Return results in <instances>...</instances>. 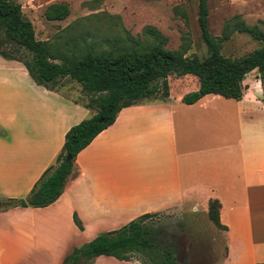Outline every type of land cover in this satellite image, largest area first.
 Masks as SVG:
<instances>
[{"label":"crops","instance_id":"0c3cea01","mask_svg":"<svg viewBox=\"0 0 264 264\" xmlns=\"http://www.w3.org/2000/svg\"><path fill=\"white\" fill-rule=\"evenodd\" d=\"M252 72L238 101L208 94L185 104L170 94L183 76H169L167 98L121 109L77 154L55 202L0 211V264H69L84 244L142 215L207 214L211 200L226 227L217 264L264 263V89ZM66 80L49 91L0 56V201L26 199L67 130L93 116L66 94ZM87 264L139 263L99 256Z\"/></svg>","mask_w":264,"mask_h":264},{"label":"trees","instance_id":"16d2710c","mask_svg":"<svg viewBox=\"0 0 264 264\" xmlns=\"http://www.w3.org/2000/svg\"><path fill=\"white\" fill-rule=\"evenodd\" d=\"M68 14L65 4H52L45 10L47 20L61 21ZM208 14L207 0H197L196 20L206 47V56L200 59L166 48L167 39L153 27L144 28L143 40L127 37L123 47L117 45L119 41H109L114 47L107 51L102 49L106 44L103 40L86 41L81 37H70L62 43L37 40L32 23L21 13L20 4L0 0V56L23 64L33 82L49 91H58L65 79L77 83L86 98L83 105L94 112L67 130L53 165L45 170L26 199L0 201V211L14 207L42 208L55 202L74 173L77 154L113 124L121 109L157 100L158 96L160 100L167 98L169 76L198 78L199 89L182 98L185 104L208 94L238 101L243 96L242 82L252 71H257L262 82L264 47L237 59L223 56L221 49L234 33L264 42L263 32L257 25L249 26L235 16L225 22L221 35L215 37L208 28ZM219 208V202L211 200L207 215L218 228L226 230L219 224ZM154 215H142L118 230L95 237L75 252L69 264H87L99 256L132 261L135 255L144 257L148 264H178L170 259V254H161V244L152 236L156 231L144 224L145 219ZM73 220L82 230L76 216Z\"/></svg>","mask_w":264,"mask_h":264},{"label":"rangeland","instance_id":"374dc122","mask_svg":"<svg viewBox=\"0 0 264 264\" xmlns=\"http://www.w3.org/2000/svg\"><path fill=\"white\" fill-rule=\"evenodd\" d=\"M16 2L21 6L23 17L32 20L38 38L46 36L48 39L44 41L51 43L66 42L70 37L96 42L103 40L106 44L102 45V49L107 51L114 47L109 41H119L117 45L123 47L127 37L143 40L144 28L153 27L167 39L166 48L184 52L186 57L202 59L206 56V47L200 38L196 20L197 0L56 1L54 4H65L69 9L68 16L61 21L47 20L45 17V10L53 4H50L51 0ZM207 5L208 28L212 36H220L225 22L235 16L249 26L257 25L264 34V0H248L242 6H234L230 0H207ZM262 47L264 42L243 33H234L223 42L221 53L230 59H237ZM254 75H258L257 71H253L251 77ZM179 80L182 81L179 87H172L170 91L172 96H186L198 91L200 84L197 77L185 75ZM64 86L63 89L68 91L66 94L80 102L86 101L78 84L67 79ZM262 87L264 89V78ZM160 99L158 96L157 100ZM144 222L156 231L152 236L155 235L153 238L161 244V254H170V259L175 263L217 264L224 255L223 230L211 222L207 214L171 210L156 214ZM133 258L139 264H148L140 255Z\"/></svg>","mask_w":264,"mask_h":264},{"label":"water","instance_id":"95a60500","mask_svg":"<svg viewBox=\"0 0 264 264\" xmlns=\"http://www.w3.org/2000/svg\"><path fill=\"white\" fill-rule=\"evenodd\" d=\"M17 0H13V2H16ZM100 123L102 122V120L99 121ZM67 160H70V157H67Z\"/></svg>","mask_w":264,"mask_h":264}]
</instances>
